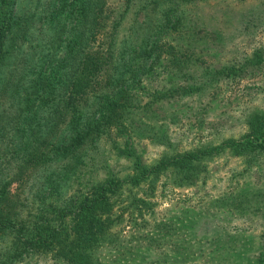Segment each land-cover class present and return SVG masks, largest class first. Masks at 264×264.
Segmentation results:
<instances>
[{
	"label": "rangeland",
	"instance_id": "rangeland-1",
	"mask_svg": "<svg viewBox=\"0 0 264 264\" xmlns=\"http://www.w3.org/2000/svg\"><path fill=\"white\" fill-rule=\"evenodd\" d=\"M151 1L132 0L115 38L136 37L138 47L149 40L134 61L143 71L134 83L126 78L137 112L128 116L140 126L97 132L61 196L27 190L34 204L22 207L23 220L36 228L41 206H77L112 179L109 212L98 215L107 226L88 249L93 264H253L264 242V151L241 143L264 117V0ZM209 150L187 173L153 169ZM177 174L189 178L176 184ZM15 246L12 234L0 239V264H71L53 250Z\"/></svg>",
	"mask_w": 264,
	"mask_h": 264
},
{
	"label": "trees",
	"instance_id": "trees-1",
	"mask_svg": "<svg viewBox=\"0 0 264 264\" xmlns=\"http://www.w3.org/2000/svg\"><path fill=\"white\" fill-rule=\"evenodd\" d=\"M131 4L132 0H0V239L12 234L15 245L25 250H53L71 264H93L88 249L96 232L107 226L98 215L109 212L108 192L116 186L112 179L96 183L91 197L77 206H41L36 228L29 231L21 209L34 204L27 190L42 199L62 195L70 172L97 132L114 126L122 134L135 121L140 126L128 116L137 112L126 101L131 88L126 78L131 73L134 83L138 70L143 71L134 61L148 54L144 45L149 40L138 47L136 37L115 39ZM145 7L138 14H144ZM253 129L241 147L263 152L264 117L255 120ZM50 146L52 157L45 150ZM221 146L234 147L235 142ZM204 154L211 150L161 160L153 169L157 174L187 173L198 168ZM188 176L177 174L172 182L181 184ZM47 214L59 223L52 224ZM8 252L16 255L13 248ZM254 259L253 264H264V242Z\"/></svg>",
	"mask_w": 264,
	"mask_h": 264
}]
</instances>
